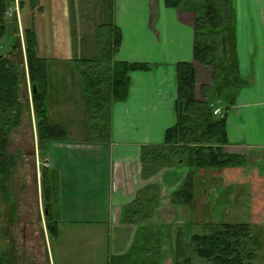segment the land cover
<instances>
[{"label": "crops", "instance_id": "obj_1", "mask_svg": "<svg viewBox=\"0 0 264 264\" xmlns=\"http://www.w3.org/2000/svg\"><path fill=\"white\" fill-rule=\"evenodd\" d=\"M229 1L239 86L225 114L224 150L246 161L197 170L193 202L185 206L171 203L170 195L187 168H164L145 179L140 150L161 144L174 124V66L192 61L193 13L163 0H39L42 10L33 20L37 52L50 59L48 115L53 124L65 123L67 139L39 150L34 129L39 191L44 168L57 234L50 239L43 223L41 240L7 238L12 264H135L127 258L137 243L141 264H173L177 242L186 247L190 236L202 235L197 229L223 223L264 227V0ZM22 20L20 14L21 31ZM110 22L121 32L114 60L150 69L129 74L127 98L111 106L109 141L94 142L88 140V113L73 59L95 58L98 27ZM196 72L199 85L210 83V68L197 66ZM151 185L159 188L151 218L139 225L125 222L124 207ZM6 259L0 253V264Z\"/></svg>", "mask_w": 264, "mask_h": 264}, {"label": "trees", "instance_id": "obj_2", "mask_svg": "<svg viewBox=\"0 0 264 264\" xmlns=\"http://www.w3.org/2000/svg\"><path fill=\"white\" fill-rule=\"evenodd\" d=\"M13 1L0 0V44L6 46L5 52H0V205L7 195L6 183L15 164L8 145L9 134L21 119L23 103L19 90L22 81L29 86L30 104H27L34 118L37 148L41 150L51 141L67 139L66 127L51 123L48 115L47 64L50 59L37 52L33 20L34 13L40 12L42 7L39 0H19L23 18L21 42L16 19L7 16ZM163 2L167 7L193 13V58L191 62H178L174 66L175 121L165 130L161 144L141 147V174L146 179L164 168L184 166L187 174L181 186L171 193L170 201L189 206L193 202V177L197 170L241 166L246 161L243 156L224 150L227 144L225 114L234 105L239 86L233 8L229 0ZM120 43V29L111 22L101 24L97 34L98 55L73 59L88 113L89 141H109L111 106L127 98L129 74L150 69L146 63L114 60ZM197 66L211 69L209 84L197 83ZM217 107L224 112L222 117L213 114ZM40 191L45 230L49 237H55L57 224L50 212V188L44 168ZM158 196V186L140 190L134 201L124 207L123 220L139 225L150 219ZM256 229L250 224L223 223L213 227L210 234L192 235L186 247L177 242L174 264H252L254 253L248 246L257 241L253 234Z\"/></svg>", "mask_w": 264, "mask_h": 264}, {"label": "rangeland", "instance_id": "obj_3", "mask_svg": "<svg viewBox=\"0 0 264 264\" xmlns=\"http://www.w3.org/2000/svg\"><path fill=\"white\" fill-rule=\"evenodd\" d=\"M16 6L18 8V16L15 10ZM10 10L12 16L9 18L16 19L19 37L22 42V31L19 28L20 24L18 21L20 20L19 0L13 1V7ZM10 25L9 23L8 31L11 30ZM5 48L6 46L1 43L0 52H5ZM46 51L50 52L49 49ZM19 94L20 101L23 103L21 119L19 125L10 132L8 145V152L14 158L15 164L12 174L6 183L7 195H4L0 205V253H2V256H6V264L13 263L9 245L6 244L7 238L9 240L19 239L22 234L25 240H41L43 238L42 229H44L42 198L39 191L40 173L38 169V166H41V162L38 165L35 155V123L33 114L29 113L30 105L27 104H30V92L27 82L25 86L22 81ZM54 122L56 124H65L59 120ZM32 153H34V158ZM23 229L26 232L22 231ZM212 230L210 228L197 229V234H210L213 232ZM253 234L257 241L248 246L254 253L251 262L252 264H264V227L256 229ZM49 238L52 239L51 236ZM139 246L138 243L135 244L129 258H127L132 259L135 264H141ZM114 262L117 263L118 261Z\"/></svg>", "mask_w": 264, "mask_h": 264}, {"label": "built area", "instance_id": "obj_4", "mask_svg": "<svg viewBox=\"0 0 264 264\" xmlns=\"http://www.w3.org/2000/svg\"><path fill=\"white\" fill-rule=\"evenodd\" d=\"M15 10H16V13H17V16H18V8H17V6H16ZM7 16H8V17H11V16H12V15H11V10H10V9H9L8 12H7ZM18 21H19V20H18ZM223 113H224V112H223L222 109L219 108V107L215 108L214 111H213V114H214L215 116H218V117H222V116H223ZM263 173H264V170H263Z\"/></svg>", "mask_w": 264, "mask_h": 264}]
</instances>
